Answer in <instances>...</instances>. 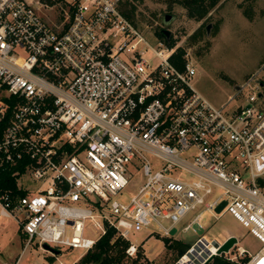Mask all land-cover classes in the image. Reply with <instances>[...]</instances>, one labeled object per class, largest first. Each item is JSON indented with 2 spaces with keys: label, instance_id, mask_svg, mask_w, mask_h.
Masks as SVG:
<instances>
[{
  "label": "built area",
  "instance_id": "1",
  "mask_svg": "<svg viewBox=\"0 0 264 264\" xmlns=\"http://www.w3.org/2000/svg\"><path fill=\"white\" fill-rule=\"evenodd\" d=\"M123 1L0 0V167L22 165L13 174L25 192L0 190V218L16 221L25 246L58 252L85 253L112 228L132 257L134 234L157 223L147 235L173 237L204 207L231 215L258 248L202 234L173 264H264V63L236 89L249 90L244 106L227 113L194 87L189 53L178 68L180 44L151 41ZM131 170L143 181L125 198ZM203 211L182 231L201 227Z\"/></svg>",
  "mask_w": 264,
  "mask_h": 264
},
{
  "label": "rangeland",
  "instance_id": "2",
  "mask_svg": "<svg viewBox=\"0 0 264 264\" xmlns=\"http://www.w3.org/2000/svg\"><path fill=\"white\" fill-rule=\"evenodd\" d=\"M248 6L251 8V18L243 14L244 8ZM138 11L147 18L154 12L158 18L156 23L158 22L161 27L164 14L174 16L167 28L170 32L169 38L178 42L185 52L189 53L196 70L192 83L199 93L214 106L223 107L227 113L239 105L244 106V98L249 90L245 89L240 96H236V87L256 74L264 63V0H220L218 5L200 22L188 19L185 11L178 6H174L170 12L165 3L152 0H144L140 3ZM199 27L200 30L196 32ZM142 30L151 41H154L153 34L150 33L153 30L150 27L144 26ZM194 32L197 36L190 39ZM150 160L153 164H157L153 158L150 157ZM131 171L133 177L122 191L125 198L133 195L143 181L141 170ZM19 182L24 183V180L21 179ZM213 198L214 196L210 195L206 200L212 201ZM203 209L204 207H198L188 212L177 224V232L173 238L191 244L202 234L212 239L222 240L230 233L240 239L239 246L251 251L258 248L259 243L231 215L224 214L215 219L209 211H203ZM201 211H203L200 218L201 227L192 224L190 229L182 231V227ZM161 224L168 225L165 221H161ZM17 228L18 225L13 218H0L1 260L13 262L20 254V258L23 257L21 264H59L60 262L77 264L84 254L80 249H62L59 250L60 254L53 255L43 250L35 240L23 248L25 241L20 239L22 231L20 230L19 236ZM157 228L158 224L152 223L131 237L137 245L143 241V257L136 264H173L175 262L170 251L164 246L162 235L147 236L149 231ZM125 264H132L131 260H127Z\"/></svg>",
  "mask_w": 264,
  "mask_h": 264
},
{
  "label": "trees",
  "instance_id": "3",
  "mask_svg": "<svg viewBox=\"0 0 264 264\" xmlns=\"http://www.w3.org/2000/svg\"><path fill=\"white\" fill-rule=\"evenodd\" d=\"M143 1L144 0H124L119 6V10L130 22H132L139 29L142 30V27L148 26L153 30V32L150 33H152L159 39L165 40L166 38L162 32V27L158 22L156 23L158 18L155 13H151V15L147 18L142 14V12L138 11V6L140 3H143ZM152 1L165 3L170 12L174 8V6H178L185 11V15L188 19L194 20L195 22L202 21L208 15V13L212 9H214L220 2V0ZM243 14L246 17L251 18L250 6L244 8ZM200 27L196 30V32L200 30ZM196 32H194L190 36V39L197 36ZM168 40L170 44H173L175 42V40L171 38ZM184 52L185 49L180 47L178 48L177 53L172 58V61L178 68L183 67L184 60L182 59V55L184 54ZM3 126L4 124L0 123V132L3 129ZM15 171H19V173H22L23 166L19 165L17 167H0V190H10L13 196L23 197L25 196V192L17 188V175L13 174ZM20 230L21 228L19 227V232ZM147 236L145 238H147ZM21 237L26 238L23 233ZM142 242L140 243V245H138L136 254L130 257L125 253L129 242L118 236L114 229L109 228L107 229L106 233L96 242V244L79 258L77 264H125L129 259L131 260L132 264H136L143 257ZM163 242L165 248L170 251V255L174 260L180 257L190 246V244L183 243L180 240L174 239L173 237H163ZM208 264L239 263L229 262L223 256H216Z\"/></svg>",
  "mask_w": 264,
  "mask_h": 264
},
{
  "label": "water",
  "instance_id": "4",
  "mask_svg": "<svg viewBox=\"0 0 264 264\" xmlns=\"http://www.w3.org/2000/svg\"><path fill=\"white\" fill-rule=\"evenodd\" d=\"M174 19V16L169 15V14H164L162 16V32L165 36V38L168 40L170 37V32L168 31V25L170 24V22ZM208 29V27H207ZM238 88V86L236 87V89ZM225 202L221 203L216 211L219 212L222 207L224 206ZM175 230L173 229L171 234H174ZM237 242L236 238L234 236H230L225 242H223V244H221L219 246V248L216 251L217 255L223 254V253H227L228 250ZM43 248L49 252H51L53 255H57L59 252L57 250H54L52 248H50L48 245L43 244ZM214 258V255L211 256L205 264H208L212 259Z\"/></svg>",
  "mask_w": 264,
  "mask_h": 264
},
{
  "label": "crops",
  "instance_id": "5",
  "mask_svg": "<svg viewBox=\"0 0 264 264\" xmlns=\"http://www.w3.org/2000/svg\"><path fill=\"white\" fill-rule=\"evenodd\" d=\"M17 231H18V234H19V227L17 228ZM19 236H20V234H19ZM20 239L25 241L26 238L22 239L21 236H20ZM24 247H25V245L23 246V248H24ZM58 254H60V253H58ZM54 259H55V258H54ZM22 261H23V257L20 258V254H19V255L14 259L13 262H6V261L0 259V264H3V263H7V264H14V263H16V264H18V262H19V264H21ZM59 264H62V263L60 262Z\"/></svg>",
  "mask_w": 264,
  "mask_h": 264
}]
</instances>
